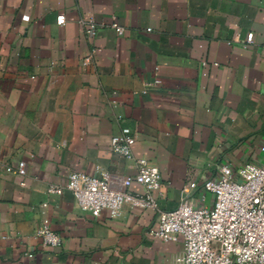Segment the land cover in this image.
Wrapping results in <instances>:
<instances>
[{
    "label": "crops",
    "instance_id": "crops-1",
    "mask_svg": "<svg viewBox=\"0 0 264 264\" xmlns=\"http://www.w3.org/2000/svg\"><path fill=\"white\" fill-rule=\"evenodd\" d=\"M123 128L131 160L110 149ZM263 143L264 0H0V264H178L182 238L151 236V210L94 217L47 188L73 172L134 177L144 158L160 172L161 210L185 195L211 208L201 185L220 166L259 163ZM20 161L25 177L5 171ZM41 222L60 246L35 239Z\"/></svg>",
    "mask_w": 264,
    "mask_h": 264
},
{
    "label": "built area",
    "instance_id": "built-area-1",
    "mask_svg": "<svg viewBox=\"0 0 264 264\" xmlns=\"http://www.w3.org/2000/svg\"><path fill=\"white\" fill-rule=\"evenodd\" d=\"M63 25L64 18L57 19ZM88 37L96 35L97 25L92 19L81 21ZM110 27L118 36L124 33L123 27L112 22ZM149 31V30H148ZM253 33H248L245 44L253 43ZM90 57L83 60L87 64ZM156 79L153 85H159ZM135 138L128 128H123L110 139L111 151L124 159H133L132 146ZM262 159L259 163H246L233 172L228 166H220L214 178L205 181L201 187L212 194L211 208L194 206L187 196L170 211L161 210L154 193L161 187V176L157 167L144 158L135 160L137 173L116 181L107 174L101 177L82 172L68 176L64 187L50 185L49 195H62L63 191L72 194L78 209L94 217L107 212L110 219H118L125 207L131 210H151L155 214V225L149 231L162 241H175L182 238L183 251L178 264H264V143L260 146ZM3 164L0 155V166ZM7 173L21 178L27 174L24 161L16 167L5 166ZM136 183L144 188V193H133L129 187ZM191 183L183 189H196ZM47 203L41 204L46 209ZM34 237L43 247H58L61 237L51 227L41 222ZM32 258V254H26Z\"/></svg>",
    "mask_w": 264,
    "mask_h": 264
}]
</instances>
